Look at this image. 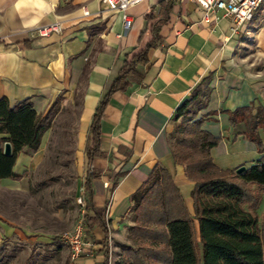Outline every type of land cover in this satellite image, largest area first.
<instances>
[{
    "label": "crops",
    "instance_id": "0c3cea01",
    "mask_svg": "<svg viewBox=\"0 0 264 264\" xmlns=\"http://www.w3.org/2000/svg\"><path fill=\"white\" fill-rule=\"evenodd\" d=\"M128 12L133 22L124 28L121 15L104 9L102 0H0V97H6L9 105L29 98L38 114L56 98L78 106L77 175L84 182L92 171L98 174L90 176L92 202L106 208L109 240L118 228L134 224L131 194L155 163L168 169L185 207L194 214V180L174 162L167 136L175 110L204 77H210V92L198 117L205 115L202 129L221 136L210 149L212 162L224 171L247 167L262 155L244 136L245 123H231L229 112L251 106L254 113L264 107V2L231 36L227 18L216 24L204 21L193 0H142ZM54 20L62 25L59 33H34L36 27ZM155 37L156 43L138 62L141 79L109 98L101 116L103 154L89 162L85 148L96 107L126 54L140 51ZM49 132L50 127L37 150ZM257 132L264 149V127ZM37 150L23 147L12 169L23 174V164ZM0 180L13 183L19 178ZM88 212L93 215V209ZM194 226L198 239L195 218ZM88 231L92 245L98 247L96 254H82L68 259V264H103L105 233L99 225Z\"/></svg>",
    "mask_w": 264,
    "mask_h": 264
},
{
    "label": "trees",
    "instance_id": "16d2710c",
    "mask_svg": "<svg viewBox=\"0 0 264 264\" xmlns=\"http://www.w3.org/2000/svg\"><path fill=\"white\" fill-rule=\"evenodd\" d=\"M157 40L155 37L140 51L126 54L117 76L109 83L90 123L85 148L89 162L103 154L100 150L101 116L109 98L116 91L125 90L132 81L141 79L138 62ZM209 79V76L204 77L190 97L177 107L171 120L173 128L167 136L174 162L182 164L185 174L194 180L191 191L194 214L185 207L168 169L155 163L148 178L131 194L130 211L134 213V224L129 225L128 229L140 230L146 238L155 241V247L150 246L148 250L154 251V257L161 255L157 256L165 264H264L263 229L257 214L243 206L246 190L237 181L256 185L259 199L264 189V149L257 131L264 127V107H258L254 113L251 106L238 107L229 112L231 123H245L244 136L256 144L262 153L260 158L241 173L231 168L223 171L225 175L200 177L199 173L207 168L218 170L210 157V149L221 140V136H213L202 129L205 115L198 117V113L207 105ZM58 105L59 98H56L43 114H38L32 109L29 98L9 105L6 97H0V178L16 179L22 175V172L12 169L17 154L23 147L37 150L40 137L50 127ZM4 142L10 145L9 154L2 152ZM185 147L193 148L198 156L192 157ZM97 175L93 171L87 174L82 185L86 194L82 223L86 229L94 225L103 229V264H109L106 208L94 207L92 202L90 176ZM89 209H93V215L89 214ZM194 218L198 223V239ZM14 255L13 249L4 244L0 246V264L8 263ZM68 259L67 255L65 264H68Z\"/></svg>",
    "mask_w": 264,
    "mask_h": 264
},
{
    "label": "rangeland",
    "instance_id": "374dc122",
    "mask_svg": "<svg viewBox=\"0 0 264 264\" xmlns=\"http://www.w3.org/2000/svg\"><path fill=\"white\" fill-rule=\"evenodd\" d=\"M251 48L249 44L247 49ZM78 112L77 105L59 101L44 145L30 154L19 180L13 183L0 180V246L6 245L15 254L6 264H65L69 247L62 234L78 224L84 240L93 242L82 223L84 207L76 202L77 195L82 194L84 198L86 195L83 180L78 178L76 170ZM185 149L192 157L198 156L193 148ZM215 175H225V172L207 168L199 173L200 177ZM237 181L246 190L243 206L258 216L264 246V189L258 199L256 185ZM133 215L131 213L130 217ZM141 232L130 231L128 226L118 228L108 242V263L165 264L161 255L154 257V251L148 250L155 241ZM97 248L90 244L82 254L94 256Z\"/></svg>",
    "mask_w": 264,
    "mask_h": 264
},
{
    "label": "built area",
    "instance_id": "2783aa9c",
    "mask_svg": "<svg viewBox=\"0 0 264 264\" xmlns=\"http://www.w3.org/2000/svg\"><path fill=\"white\" fill-rule=\"evenodd\" d=\"M142 0H102L104 9L117 12L121 15L122 25L124 28H129L132 25L133 19L128 12V9L141 2ZM183 1V0H181ZM202 11V19L208 23L216 24L221 17L227 18L230 21L229 36L237 34L240 29L249 22L264 2V0H193ZM221 12V15H219ZM84 15L88 11H83ZM62 30V25L59 21L54 20L50 23L36 27L34 33L38 36H46L51 33H59ZM83 188V187H82ZM76 202L80 206H85V198L82 194L76 196ZM85 210V209H84ZM63 239L69 247V259L78 258L88 245L92 244L88 240H84L83 231L80 224L73 230H67L63 234Z\"/></svg>",
    "mask_w": 264,
    "mask_h": 264
},
{
    "label": "water",
    "instance_id": "95a60500",
    "mask_svg": "<svg viewBox=\"0 0 264 264\" xmlns=\"http://www.w3.org/2000/svg\"><path fill=\"white\" fill-rule=\"evenodd\" d=\"M2 152H3L4 154H9V153H10V145H9L8 142H4V143H3V146H2ZM245 168H246L245 165H240V166H238V167L236 168V172H237V173H241V172L244 171Z\"/></svg>",
    "mask_w": 264,
    "mask_h": 264
}]
</instances>
